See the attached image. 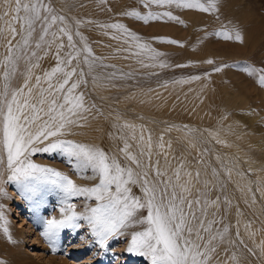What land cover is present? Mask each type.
Masks as SVG:
<instances>
[{
	"label": "snow or ice",
	"instance_id": "obj_1",
	"mask_svg": "<svg viewBox=\"0 0 264 264\" xmlns=\"http://www.w3.org/2000/svg\"><path fill=\"white\" fill-rule=\"evenodd\" d=\"M152 4L175 5L202 12L219 11L215 0H208L207 5L200 0H147L145 7ZM123 14L145 23L165 17L183 23L171 11H149L141 15L133 10ZM0 21L3 22L0 25V44L5 49L0 59V165L6 169L7 180L20 185L26 198L33 200L37 206L50 190L59 194L61 218L41 217L38 220L43 229L41 235L49 242L51 250L56 251L55 245L62 229L79 228L78 221L83 219L101 247H106L110 238L125 235V230L142 225L141 230L130 233L126 251L145 257L149 264H239L235 252L229 254V248L234 247L237 241L243 245L244 241L239 231L235 240L230 239L228 225L217 227L224 217L215 219L221 211V198L212 199L208 195L210 181H201L199 170L195 174L184 172L183 162L172 169L171 174L168 168H161L159 158L152 159V136L149 132L145 137L147 130L143 125L137 136V125L127 121L121 123L122 118L117 114L113 123V128L117 129L114 138L123 143L118 151L124 161L98 145L72 138L78 135L74 129L85 128L90 118H96L93 112L103 115L97 105L90 102L88 93L82 90L87 89L88 76L97 68L115 69V65L106 64L104 57L96 56L79 31L73 33L69 18L44 0H0ZM80 23V20H75L77 28ZM100 27L115 29L126 37L123 42L128 46L115 49L117 53H130L145 68L169 67L160 60L163 53L151 48L148 43H140V37L124 24L115 22ZM232 31L235 40L242 43L240 31ZM74 35L80 37L79 47ZM215 35L233 38L229 31H218ZM65 38L67 44L64 43ZM117 38L112 36V39ZM167 42L178 43L175 40ZM146 54H150L149 60L159 63H144L141 57ZM50 55L54 56V66L42 69L41 61ZM205 62L214 63L211 59ZM227 66L215 67L213 71L219 72ZM245 70L249 75L261 73L258 83L264 86V68L249 66ZM133 78L134 73L123 71L103 76L112 87L117 86L114 83L116 80ZM99 79L92 76L94 84ZM189 79L200 77L191 76ZM125 131L130 135L123 134ZM131 140L137 142L139 153L132 151ZM217 142L224 143L221 140ZM156 147L161 150L156 153L157 157L163 155L167 161L163 135ZM167 147H171L170 143ZM37 153L59 154L81 178L97 182L90 186L80 185L56 168L35 163L32 157ZM223 170L230 179L232 170ZM219 175L220 170L213 168V178L218 179ZM201 183L203 187H197ZM134 189L139 190V195ZM246 190L252 195V203H255L253 189L249 186ZM0 192H3L2 188ZM76 197L94 199L96 204L86 206L83 213H78L75 204L71 203ZM231 203V200L224 199L225 211ZM142 211L146 215H140ZM0 220H3L2 212ZM4 231L7 233V228ZM261 246L264 247V241ZM221 251L226 260L220 259ZM0 264L4 262L0 260Z\"/></svg>",
	"mask_w": 264,
	"mask_h": 264
},
{
	"label": "rangeland",
	"instance_id": "obj_2",
	"mask_svg": "<svg viewBox=\"0 0 264 264\" xmlns=\"http://www.w3.org/2000/svg\"><path fill=\"white\" fill-rule=\"evenodd\" d=\"M226 1L227 0H215L219 9L218 12H202L199 9H186L176 7L175 5L157 6L152 4L145 7L147 0H44L45 3H50L57 12L69 18L73 33L79 31L82 36L86 38L87 43L96 56L104 57V63L106 64L115 65V69H95V71L88 76L89 83L87 89L82 90L88 93L90 102L95 103L98 109H110L119 114H125L132 110L131 105L133 106L135 104L136 97H140V95H136L133 98V96H131L132 94L143 93V96L148 94L153 98L160 96V98H162L165 95L169 97L177 91H185V89L190 86L189 84L198 86L201 83H208L212 85L215 95L219 94L221 86L224 87L226 89L223 94L224 96L227 91L235 94L234 90H236V88L234 86L236 82L240 80L251 85V81L256 79L258 83V77L261 73L257 72L255 75H249L245 69L249 66L255 69L264 68V34L261 35L263 37H255L254 33L250 31V21L248 19L242 20L236 18L238 12L237 2ZM256 1L258 2V6ZM200 3L207 5L208 0H200ZM248 4L249 5L246 6L248 15L256 11L254 8L264 9V0H248ZM133 10L140 12L141 15H146L149 11L153 13L171 11L173 15L179 17L183 23L170 20L166 17L159 20H150L145 23L135 17L123 14ZM75 20L81 21L78 28L75 24ZM89 21H92V23H89ZM115 22L124 24L129 30L136 33L140 37V43H148L151 48L163 53L160 60L166 62L169 67L164 69L159 67L145 68L137 62L138 58L132 56L130 53H117L115 49L128 46L123 42L126 37H123L115 29H104L100 27V25ZM2 23L3 22L0 21V25H2ZM233 29L239 30L242 34V43L235 40ZM218 31H229L233 38L227 39L222 35H215ZM105 32L108 34L105 35ZM112 36H117L118 38L112 39ZM169 40H175L178 43H168L167 41ZM64 41L65 43L67 42V40ZM74 41L79 47L80 37L74 35ZM0 47L1 50L2 48L4 50L1 44ZM65 51H67V49H65ZM133 51H135V49H133ZM148 55L150 54L141 57L144 63H159V61L149 60ZM125 56L128 58L126 59ZM2 57L3 54H0V59H2ZM209 59L213 60L214 63L208 64L205 62ZM41 64L42 69H50V67L55 64L54 56L50 55L46 57L41 61ZM176 65L184 66L176 67ZM222 65L228 66L222 67L219 72L213 71L215 67H221ZM113 71L132 72L134 73V78L116 80L114 83L117 86L112 87L110 83L104 81L103 76L105 73H111ZM152 73H158V75H152ZM92 76L100 78L95 84L103 83L101 89L106 94L105 96H100L102 94H100L98 90L91 88L95 85ZM191 76H198L200 79L190 80L189 77ZM257 86L259 89L264 90V86ZM158 92H160V94L157 96ZM125 108L126 110H124ZM111 111L109 112L111 113ZM32 159L35 163L41 165H56L58 168L62 169L67 167L69 173L74 172L59 154L37 153ZM5 175V178L2 179L3 181L0 182V188L3 189V192H0V212L3 213V220H0V238L11 240L9 239L10 237L20 241L17 252H22V257L24 256L22 261H25V263H48L46 259L50 257V255L58 254V256L67 257L68 259L79 257L80 260L78 259V262L86 258L93 262L92 264H135L137 260L143 261L142 264H149L147 260H144V257L136 254L131 255L126 251V247L130 240L129 236L120 235L115 238H110L107 246L101 247L95 242V237L91 234L90 226L87 221L83 219L79 220L81 226L77 228L78 230L74 233H71L69 228L64 229L61 235L62 250L60 249L53 252L48 241L41 235L43 229L40 224H33L25 220L26 222L24 224L21 223L17 228V224L20 223L21 218L29 213L27 211L28 207H26L25 199H17L16 187L19 186L20 189L22 187L14 181L9 182L7 180V174ZM85 182L89 185L93 184L88 180ZM14 183L17 186H15ZM53 196L60 197L55 190H50L49 193L44 196L46 202L43 204L40 211V215L43 219H49L60 212L59 208L61 205L57 200H54ZM71 203L75 204L76 212L83 213L86 206H95L96 201L94 199L86 200L83 197H76L72 199ZM140 215H146V212L142 211ZM254 220L257 223L261 221L259 218ZM261 222L264 225V220ZM136 227H138V230H141L142 225H136L134 228L129 229L135 230ZM5 228L8 230L7 233L4 231ZM29 228H31L34 233L32 235L29 234V236H32L34 240L27 235L25 236ZM244 244L247 245L246 243ZM73 247H75V249H73ZM242 249L246 252L244 254L247 257L248 263L259 264L255 259H252L254 257H251L253 253L248 251V249H251L249 244ZM31 250H36L37 255L29 254L32 252ZM51 251L53 253H51ZM235 254L238 258L236 252ZM43 257L45 258L44 261H42ZM0 260H2L4 264H11L8 261L10 258L7 256L4 257L0 255ZM238 260L240 264V259ZM243 262L246 261L243 259Z\"/></svg>",
	"mask_w": 264,
	"mask_h": 264
},
{
	"label": "bare ground",
	"instance_id": "obj_3",
	"mask_svg": "<svg viewBox=\"0 0 264 264\" xmlns=\"http://www.w3.org/2000/svg\"><path fill=\"white\" fill-rule=\"evenodd\" d=\"M227 1L237 2L238 12L236 18L242 20L248 19L251 23L250 31L254 33L255 37L258 38L264 34V9L254 8L256 11L248 15L246 11V6L249 5L248 0ZM65 44H67V42ZM4 53L5 49L3 50L2 48L0 54L4 55ZM20 82H22V80ZM102 84L103 83L95 84L91 88L98 90L100 94H102L100 96H105L106 94L101 89ZM189 85L190 86L185 89V91H177L169 97L165 95L162 98H160L161 96L153 98L148 94L143 96V93L129 94L133 96V98L136 95H140V97H136V102L133 106L130 104L132 109L130 111L132 112L129 111L125 114H119L110 109L101 110L103 115H97L93 112L96 118H90L87 127L74 129L78 135L72 138L84 143L98 145L109 154L117 155L121 161H124L123 155L118 151V149L123 146V143L114 138L117 129L113 128V123L116 121L117 114L122 118L121 123L127 121L137 125V136L140 133V126L143 125L147 130L144 133L145 137H147L149 132L152 136L153 161L159 158L161 168H168L169 174H171L172 169L180 166L182 162L185 166L184 172L191 171L195 174V172L199 170L201 181L205 179L210 181L208 184V195L210 198L215 199L217 196L221 198V211L217 214L215 219L220 220L221 217L224 218L222 224L217 225V227L228 225L230 233L229 238L233 240L236 239V232L239 231L240 238L244 243L251 246V252L253 253L251 257H254L252 259H255L259 264H264V247L261 246V242L264 241V225L261 222L264 220V90L258 88L257 85L259 84L256 82V79L251 81V85L243 80L236 82L234 87L237 91L234 90L235 94L227 91L224 96L223 94L226 89L222 86L219 94L215 95L212 85L208 83H201L198 86ZM159 94L160 92H158L157 96ZM124 110H126V108ZM109 111H111V113ZM189 129L193 131L190 132ZM210 133L213 135H210ZM123 134L130 135L127 131ZM161 135H163V141L165 143L163 151L167 152V161H165L163 155L159 157L156 155V153L161 151L156 147ZM217 140L224 141V143H218ZM130 143L132 151L134 153H139L140 148L137 142L131 140ZM169 143L171 145L170 148L167 147ZM205 149L207 151H205ZM45 166L56 168L68 174L80 185H89L85 182L86 180L91 183L97 182L96 180L81 178V176L76 175L75 172L69 173L67 167L62 169L58 168L56 165L47 164ZM213 168L220 170L218 179H214L212 176ZM223 168L232 170L230 179L225 174ZM0 173H2V175H0L1 182L3 181L2 179L5 178V174H7L6 169L2 165H0ZM88 175L90 176L91 173L89 172ZM249 186L255 193V203H252V195L246 190ZM197 187H203V184H198ZM257 188H259L260 191H256ZM134 191L139 195L138 189H134ZM16 192L18 200L19 198L26 200V207H28V210H26L29 212L26 216L21 218L20 223L17 224V228L21 223L24 224L26 222L25 220L33 224H40L38 222L39 218H41L40 211L46 199L44 198L39 206H37L33 200L26 198L23 188L20 189L19 186L16 187ZM225 198L232 202L231 207L227 208V211H225L226 206L223 204ZM59 199L60 197H54V200L59 201ZM246 200L248 203H245ZM237 208L239 211H237ZM53 217L59 219L61 218V213L59 212V214L51 218ZM256 218H259L261 221L257 223L254 220ZM69 230H71V233H74L78 229L76 227H70ZM129 230L130 229L125 230V235L131 238L130 233L132 231H138V227H136L135 230ZM18 231L21 232L20 230ZM63 232L64 229L61 230L57 239L55 245L56 250H62L61 235ZM29 234H34L31 228L27 230L25 236H29ZM29 237L34 240L32 236ZM19 244L20 241L15 238H11V240L0 238V255L9 257L10 260L8 261L11 264H31L22 261L24 257H22V252H17ZM244 245L239 244L237 241L234 247L229 248V254L236 252L238 259H240V264H253L247 262V257L244 254L246 252L242 249ZM75 247H73V249H75ZM31 251L32 252L29 251V254L37 255L36 250ZM53 252L51 251V253ZM78 259L79 257L68 259L67 257L58 256V254L50 255V257L46 259L48 263L44 264L93 263L86 258L84 260L82 259L80 262H78L80 260ZM220 259H227L223 251H221ZM243 259L246 262H243ZM44 260L45 258L43 257L42 261ZM144 260L146 261L147 259L144 257ZM137 263L142 264L143 261L137 260L135 264Z\"/></svg>",
	"mask_w": 264,
	"mask_h": 264
}]
</instances>
